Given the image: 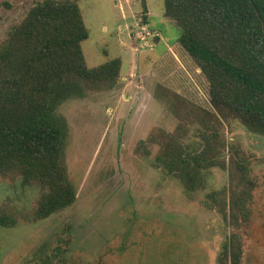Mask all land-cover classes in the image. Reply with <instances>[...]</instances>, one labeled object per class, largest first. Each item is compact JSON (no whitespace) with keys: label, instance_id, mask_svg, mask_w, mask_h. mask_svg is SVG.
<instances>
[{"label":"rangeland","instance_id":"rangeland-1","mask_svg":"<svg viewBox=\"0 0 264 264\" xmlns=\"http://www.w3.org/2000/svg\"><path fill=\"white\" fill-rule=\"evenodd\" d=\"M39 1L0 0V43ZM80 6L90 33L83 43L87 66L120 58V79L59 108L78 199L44 221L0 226V264H218L233 234L243 242L242 264H264V136L238 121L220 127L226 161L231 146L240 147L255 183L249 221L236 228L208 200L214 192L230 194L237 182L229 169L204 172V188L189 196L158 161L159 144L150 156L136 152L140 141L161 142L163 133L185 125L181 102L213 111L209 83L178 44L181 29L164 16L165 0H82ZM204 133L198 124L188 126L183 142L190 152H205ZM37 198L38 190L21 179L0 176V206L11 200L19 210L31 209Z\"/></svg>","mask_w":264,"mask_h":264},{"label":"trees","instance_id":"trees-1","mask_svg":"<svg viewBox=\"0 0 264 264\" xmlns=\"http://www.w3.org/2000/svg\"><path fill=\"white\" fill-rule=\"evenodd\" d=\"M81 1L36 2L0 43V176L38 190L31 209L19 210L11 200L0 206L3 228H16L21 220L38 223L74 206L78 188L67 162L68 123L58 110L90 91L111 89L120 79V58L87 66L83 43L90 33ZM164 16L181 29L178 44L206 77L213 111L178 100L185 125L163 133L161 142L140 141L136 152L150 156L159 144L158 161L189 196L204 188V172L229 169L237 182L230 194L214 192L208 200L238 228L241 220L249 221L255 183L240 147L232 145L226 161L220 127L222 121H238L264 136V0H165ZM193 124L206 132L201 154L183 142ZM1 250L0 244V255ZM243 255L242 239L233 234L218 264H242Z\"/></svg>","mask_w":264,"mask_h":264},{"label":"built area","instance_id":"built-area-1","mask_svg":"<svg viewBox=\"0 0 264 264\" xmlns=\"http://www.w3.org/2000/svg\"><path fill=\"white\" fill-rule=\"evenodd\" d=\"M144 31L143 32H145V28L143 29ZM148 35H149V33H148ZM141 38H143L142 36H141ZM145 40V39H144Z\"/></svg>","mask_w":264,"mask_h":264}]
</instances>
